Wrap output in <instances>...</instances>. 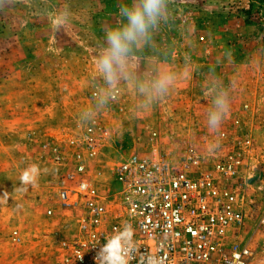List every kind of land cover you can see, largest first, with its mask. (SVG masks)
Returning <instances> with one entry per match:
<instances>
[{"label": "rangeland", "instance_id": "1", "mask_svg": "<svg viewBox=\"0 0 264 264\" xmlns=\"http://www.w3.org/2000/svg\"><path fill=\"white\" fill-rule=\"evenodd\" d=\"M121 2L0 0V264H57L59 241L77 231L56 197L72 166L64 144L92 118L106 129L89 166L104 190L132 154L179 162L192 153L208 169L237 159L250 264H264V0H165L110 87L96 60L106 32L126 20ZM224 93L229 115L215 133L208 115ZM33 164L39 179L21 192L20 173Z\"/></svg>", "mask_w": 264, "mask_h": 264}, {"label": "built area", "instance_id": "2", "mask_svg": "<svg viewBox=\"0 0 264 264\" xmlns=\"http://www.w3.org/2000/svg\"><path fill=\"white\" fill-rule=\"evenodd\" d=\"M81 130L64 144L72 150V166L56 197L73 212L77 231L59 241L57 264H96L99 248L125 224L132 228L127 264H141L149 255L163 257L164 264H250L253 235L244 232L236 185L240 162L232 155L208 169L192 153L179 162L157 152L132 154L110 170L104 190L89 166L106 129L92 118ZM52 148L54 162L63 165L67 156L60 146ZM53 213L45 211L47 217ZM258 224L264 225V210Z\"/></svg>", "mask_w": 264, "mask_h": 264}, {"label": "clouds", "instance_id": "3", "mask_svg": "<svg viewBox=\"0 0 264 264\" xmlns=\"http://www.w3.org/2000/svg\"><path fill=\"white\" fill-rule=\"evenodd\" d=\"M164 5L165 0H132L131 4L123 3L122 0L118 12L126 20L120 26L106 32L107 47L102 50L96 60L99 72L110 87H115L117 71L123 73L125 58L132 51V46L147 40L149 29L157 24ZM61 23V20L55 22L57 27ZM165 84V80L159 81L156 85L157 91L163 92ZM213 105L214 109L208 115V126L216 133L229 115L230 104L227 94L215 97ZM40 174L41 170L35 164L23 169L19 176V191H26L27 187L36 185ZM131 237V225H123L122 231H117L99 248L95 257L96 264H127L126 245ZM141 264H164V258L149 255L141 261Z\"/></svg>", "mask_w": 264, "mask_h": 264}]
</instances>
